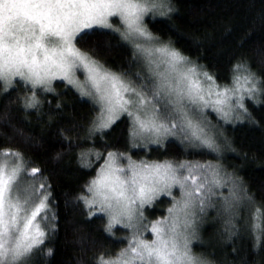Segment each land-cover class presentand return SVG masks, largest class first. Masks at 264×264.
<instances>
[{
	"label": "trees",
	"instance_id": "16d2710c",
	"mask_svg": "<svg viewBox=\"0 0 264 264\" xmlns=\"http://www.w3.org/2000/svg\"><path fill=\"white\" fill-rule=\"evenodd\" d=\"M146 24L156 42L207 72L217 86H232L237 77L243 82L251 73L256 91L233 118L212 114V148L170 137L145 146L133 142L127 114L110 128L98 129L99 106L63 82L52 91H32L19 81L6 89L0 79V154H20L0 155V160L12 168L22 165L17 178L23 175L28 182L19 196L24 208L33 209L38 197L48 195L47 208L35 221L45 232L43 243L21 264H98L101 257L112 259L128 246L133 229L119 225L106 231L105 214L92 213L85 204L109 153L140 163L199 161L210 175L209 194L201 196L207 205L194 214L191 251L200 264H264V0H169L165 14L148 16ZM76 43L106 68L146 88L136 51L120 33L93 28ZM33 95L38 104L25 108ZM32 168L39 171L32 174ZM178 188L172 186L169 196L146 205L141 216L137 210V222L165 218L178 203ZM49 248L53 253L47 257Z\"/></svg>",
	"mask_w": 264,
	"mask_h": 264
},
{
	"label": "snow or ice",
	"instance_id": "6c2138e0",
	"mask_svg": "<svg viewBox=\"0 0 264 264\" xmlns=\"http://www.w3.org/2000/svg\"><path fill=\"white\" fill-rule=\"evenodd\" d=\"M154 7V4L150 6V0H0V79L11 85L14 77H20L30 82L33 87L44 85L47 91H52L47 86L53 79L59 77L75 86L81 95L88 96L92 93L85 91L84 85L74 78L75 69L81 67L87 73L86 83L90 82L91 87L100 94L98 102L104 103L106 107V114L101 118L98 129H108L118 119L120 112L128 110L126 106L130 101L124 98L123 93L130 89L118 76L103 71L96 61L77 49L73 41L95 26L111 27L108 21L112 16H118L125 25L126 31L122 33L124 39L143 37L151 40L153 37L142 26V21ZM51 37L57 40L50 41ZM48 42H55L57 46L50 48ZM154 51L166 57L167 62L173 67L186 60L179 52L170 50L167 46ZM69 56L72 57L71 60ZM236 67L239 70L243 68V65ZM188 71L194 72L195 70L189 69ZM203 75L207 80L212 81V77L207 72ZM252 79L253 74L249 73L243 77V84H240L239 77H237V83L243 88ZM102 85L107 86L103 91ZM233 91L227 88L218 91L215 93L217 98L209 101L200 95L199 82L190 81L188 94L194 100L199 99L206 105L211 103L217 111L227 117L228 112L224 111V107L229 105L230 93ZM245 91L251 97L256 91L255 83ZM193 92L195 96H192ZM212 94L210 89L208 95ZM243 99L244 96L241 95L236 101L241 109H244ZM37 104L38 100L33 95L29 99V105L36 106ZM136 121L141 129L149 127L138 116ZM152 127L159 132L164 125L153 124ZM193 135L196 133L193 132ZM203 143L209 148L213 147L209 140H204ZM9 154L17 158L20 155L16 152L9 153V151L0 155L8 156ZM113 163L114 154L109 153L107 171L102 170L101 176L92 181L88 188L89 192L100 197V202L106 205L100 210L108 211L111 216L106 229L108 232H111L113 224L119 223V217L125 216L129 221L132 220L136 212L134 205L137 201L142 208L145 204H150L157 195L170 191L173 185H179L183 189L190 180L193 185H196V180L191 175L183 179L178 178L176 169L171 164L145 165L141 168L139 165L130 163L133 185L130 195L128 186L119 176L115 175L123 169L113 168ZM180 167L184 168L186 165L182 164ZM21 169L22 165L19 164L10 171L0 166V255H7L10 252L14 256L24 257L35 246L43 243L45 237V232L35 221L37 216L47 208L48 195L38 197L39 203L31 210L30 215L23 217L19 215L22 206L18 202L13 203L9 198L13 183L17 180ZM38 171L36 168L31 169L32 174ZM40 187L44 188L43 185ZM196 187L199 190L203 185H196ZM17 188H19L18 184ZM184 195L186 199L183 201L182 208L187 209L194 194L186 191ZM95 202L85 200V204L89 207ZM174 212H176L175 207L169 209L170 214ZM20 220H23L22 228H18ZM161 223L167 222L157 221L151 226V232L156 237L151 243L135 238L134 246L130 245L129 249L121 252L118 258L104 259L101 257L98 264H132L135 259H147L149 264H200L198 259L191 255L188 239L181 238L176 232L175 223L171 226L167 239L164 238Z\"/></svg>",
	"mask_w": 264,
	"mask_h": 264
},
{
	"label": "rangeland",
	"instance_id": "374dc122",
	"mask_svg": "<svg viewBox=\"0 0 264 264\" xmlns=\"http://www.w3.org/2000/svg\"><path fill=\"white\" fill-rule=\"evenodd\" d=\"M169 0H150V6L151 4H154L155 7L151 12L146 14L142 21V26L149 32L146 19L148 16H163L166 12L167 4ZM109 24L111 27H102V26H95L94 28H102V29H109L112 31H115L117 33H124L126 31L125 25L121 21V19L118 16H112L109 17ZM150 33V32H149ZM151 34V33H150ZM123 36V35H122ZM153 37V36H152ZM50 41H55L57 38L51 37L49 38ZM131 45L134 47V50L136 51V57L138 56V61L142 66V69L139 72L140 79L143 81V86L145 89L140 88L139 86L135 85L130 78H126L122 74L113 71L111 69L106 68L102 63L98 62L95 58H93L90 54L83 51L76 43L77 38L74 39V44L77 49H79L82 53H86L92 60L96 61L97 64L102 68L103 71H107L109 73H112L119 77V79L130 89L128 92H124L123 96L125 99L129 100L130 103L126 106L127 111L126 112H120L119 117L122 115H128L130 117L131 121V135L132 140L136 144L139 142L142 145L150 146L151 144H160V142H165L167 138L172 139H181L183 138L187 139V141L191 145H198L203 147H208L206 144L203 143L204 140H209L212 144L214 142V139L211 137V124L213 121L210 120L212 117V114L217 113V115L220 118L225 119L226 117L219 111L216 110V108L211 104L208 103L207 105L204 104L199 99H193L189 96L188 90L190 87V81H198L200 84L201 92L200 95H203L206 100L213 101L217 97L215 95L218 91H223L224 89H231L234 90L230 93L231 99L229 102V105L224 107V111L228 112V116H231V118L234 117V112L238 110H243L237 105V98L241 95L244 96V100L249 98L250 96L245 91L246 88H250V83L247 85H244L243 88L239 87L238 83H235L232 86H217L214 82L209 81L206 79V77L203 75L205 72L200 68L197 67L194 63L188 61L187 59L180 65H177L176 67H173L167 62V58L162 56L161 54L155 52L154 50L157 48H161L164 46V44H160L156 42L155 38L151 40H147L143 37H131L129 39H125ZM48 46H52V42H48ZM139 46V48L137 47ZM170 49V47H168ZM141 49H148L152 51H142ZM172 50V49H170ZM189 69H194V72H189ZM186 74V75H185ZM146 77V80H145ZM74 78L81 84L84 85L85 91H89L92 94L88 96H84L87 99L91 100L95 104H97L100 108V118L99 123L101 121V118L106 114V107L104 103L98 102L99 93L95 91L94 88L91 87L90 82L86 83L87 80V73L86 71L81 68L77 67L74 71ZM2 80V79H1ZM4 83V86L6 89H10L13 87L17 81L23 83L25 86H28L31 88L32 91L37 90H46V86L39 85L36 87H33L32 84L28 81H25L21 79L20 77H14L12 79L11 85H8L4 80H2ZM57 82H63L66 85L76 89L79 93H81L75 86L69 84L66 80L62 78H55L51 81V84L47 87H50L52 90L54 89ZM240 84H243V82H240ZM250 85V86H249ZM107 87L106 85H102V91L103 89ZM211 89L212 95L209 96L208 92ZM195 92H193L192 96H195ZM149 101V102H147ZM234 106H231L232 104ZM154 104L156 107H154ZM237 108V109H236ZM131 113V115H129ZM139 117L141 121H144L149 125L147 129H141L139 124L136 121V117ZM217 116V117H218ZM202 121V123H201ZM201 123V124H200ZM164 125V128H162L159 132L155 130V128L152 127V125ZM167 129V131H165ZM193 132L196 133V135H193ZM203 132V134H202ZM139 141V142H138ZM114 154V163L112 165L113 168L116 169H123L121 172H116L115 175L119 176L122 181L125 182L127 186H129L131 179H132V169L129 167L130 163L134 165H139L141 168L145 165H155V164H166L161 162H149V163H140V162H130V159L123 154L119 153H112ZM5 160H0V166H4L6 171L11 170V166H7L5 164ZM9 163H12L10 161ZM109 163V156L104 161L103 165L100 167V170L96 176V179H98L101 174L102 170L107 171L106 165ZM13 164V163H12ZM181 163H175L173 164V168L176 169V173L180 175V179H182V171H184V177L186 176H193L196 180V185H203L202 188L197 190L196 185L192 184V181L190 180L188 182V188H180L176 189L175 193L177 196L176 202H179L178 200H185V192H192L194 195L192 197V202L190 206L187 209H183L182 205L183 202L177 203L176 206V212L174 213H167L165 218H158V219H150L145 221V224L142 225L141 221L137 222L138 219V212L139 210L141 216L142 210H144L146 205L145 204L142 208L139 205V201L136 202L134 205V208L136 209V212L133 215V218L131 221L128 220L127 217L121 216L119 217V223H115L112 226V231L119 225L125 226L128 231H132L133 229V236L128 239V246L123 250L129 249L130 245L134 246V239L139 238L143 239L149 243H151L153 240H155V234L151 232V226L156 223L157 221L160 222H167V223H161V227L164 229V238H169L170 235V228L175 223L176 225V232L180 234L181 238L186 237L189 241L188 247L190 248V244H193V235H195L194 226L195 225V218L194 214L195 212L200 210V206L204 207L207 205L205 201H201L200 198H202V195L209 194V189L207 184V177L210 178L209 172L207 174V177L205 175L206 171L205 168H202L200 166L199 161L194 162H186L183 163V165H186V167L181 168ZM191 168V172H190ZM179 178V177H178ZM93 180V181H94ZM210 183V182H209ZM14 186L12 188V191L10 193V199L13 203H19L22 206V211L19 213L21 217L30 215V212L32 209H29L21 204V197L20 193L22 192V184L25 186L28 185V182L25 181L24 176H19L17 180L13 183ZM19 185V188L16 187V185ZM92 184V183H91ZM90 184V186H91ZM174 186V185H173ZM202 190V194H197L198 191ZM163 194H168V196L171 194L170 191L162 192L158 196H156L152 202L159 196ZM181 195V196H180ZM181 197V199H180ZM183 197V198H182ZM197 198V202H194V200ZM86 200H94L96 201L89 209L92 213H104L105 216L108 219V224L111 219V216L108 211H101L100 209L102 207H106V205L102 204L100 202L101 198L94 195L93 192L88 191V196L86 197ZM114 203V202H113ZM173 203V202H172ZM197 205V206H196ZM173 207V208H174ZM143 213V212H142ZM37 222V218H36ZM131 225V226H129ZM23 226V220L19 221L18 228H22ZM142 226V228H141ZM182 243V239H181ZM122 251V252H123ZM191 255H194V253L191 251ZM118 256L112 258L116 259ZM132 264H149L148 260H140L135 259L132 261Z\"/></svg>",
	"mask_w": 264,
	"mask_h": 264
},
{
	"label": "clouds",
	"instance_id": "9594fccd",
	"mask_svg": "<svg viewBox=\"0 0 264 264\" xmlns=\"http://www.w3.org/2000/svg\"><path fill=\"white\" fill-rule=\"evenodd\" d=\"M56 43L53 42L52 43V46L50 48H53V47H56ZM69 59L71 60L72 57L69 56ZM24 107L25 108H34L35 106H30L29 105V100L28 101H25L24 102ZM237 119H242V117H237ZM159 187V186H158ZM129 194L131 195L132 194V189H133V185L132 183L130 182L129 186ZM158 196V195H157ZM54 227V226H53ZM259 241H260V237L259 235L256 236V245H254V248H258V245H259ZM10 246V245H9ZM53 253V249L49 248L47 249V251L45 252V255L47 257H50ZM25 257V256H24ZM21 260H22V257H17V256H14L12 253H8L7 255H0V264H21Z\"/></svg>",
	"mask_w": 264,
	"mask_h": 264
}]
</instances>
